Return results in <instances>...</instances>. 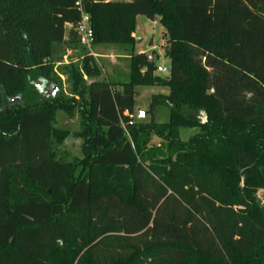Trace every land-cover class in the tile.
<instances>
[{
	"label": "trees",
	"instance_id": "obj_1",
	"mask_svg": "<svg viewBox=\"0 0 264 264\" xmlns=\"http://www.w3.org/2000/svg\"><path fill=\"white\" fill-rule=\"evenodd\" d=\"M77 1L0 0V264H264V0H81L93 47L131 49L120 84L67 68L82 165L113 171L100 192L52 152L63 107L40 101L65 37L79 46ZM139 16L168 35L165 78L133 53ZM135 87L168 89L149 110L167 123L132 121Z\"/></svg>",
	"mask_w": 264,
	"mask_h": 264
},
{
	"label": "rangeland",
	"instance_id": "obj_2",
	"mask_svg": "<svg viewBox=\"0 0 264 264\" xmlns=\"http://www.w3.org/2000/svg\"><path fill=\"white\" fill-rule=\"evenodd\" d=\"M135 44L133 46L134 54H149L156 61V65L169 68V60L165 57L168 49V35L164 28L160 25L159 20H149L145 17H137L135 24ZM58 60L51 67L48 82L43 85L40 101L51 98L53 104L62 106V109L55 110L52 119L51 147L52 152L58 159L69 163L75 169L74 175L90 178L96 184L98 192L103 191L101 180L112 176L113 171L103 168L90 169L84 164L86 155L83 152L85 145V137L83 136V118L81 110L77 106L78 97L70 94V85L67 81V68L76 67L82 74L84 86H88L95 80L100 82H108L112 84H120L129 78L130 65L129 57L131 49L129 47H120L112 45L94 46L91 49L80 48L75 42L70 48L57 50ZM66 56V58H64ZM57 63L59 65H57ZM84 65L89 69H93L98 73L96 77L86 76ZM160 78L167 77V74H156ZM40 87V82H35ZM55 88L53 97L50 96L51 90ZM134 112L132 121L136 124H165L169 120V109L166 106H158L155 111L150 114V104L153 95L166 96L169 91L165 87H135L134 89ZM22 100L19 96H12L7 106L18 108L22 106ZM68 108L66 110L65 108ZM140 113H144V118H139ZM200 120H204V116L200 115ZM198 131L193 129H180L178 131V140L181 143H187L189 139ZM127 138L130 139L129 134ZM159 145V140L150 139V144ZM258 203L264 207V189L259 190L256 194Z\"/></svg>",
	"mask_w": 264,
	"mask_h": 264
},
{
	"label": "built area",
	"instance_id": "obj_3",
	"mask_svg": "<svg viewBox=\"0 0 264 264\" xmlns=\"http://www.w3.org/2000/svg\"><path fill=\"white\" fill-rule=\"evenodd\" d=\"M75 6L80 12V19L74 25V32L76 34V38L79 46L89 50L93 47V43H94V36L90 25V19L89 16L82 11L81 0H78L75 3ZM146 55H147L146 57L147 62L155 64L154 73L167 74V76L169 75V68L166 69L164 67L157 66L155 63L156 59L152 55L149 54Z\"/></svg>",
	"mask_w": 264,
	"mask_h": 264
},
{
	"label": "crops",
	"instance_id": "obj_4",
	"mask_svg": "<svg viewBox=\"0 0 264 264\" xmlns=\"http://www.w3.org/2000/svg\"><path fill=\"white\" fill-rule=\"evenodd\" d=\"M105 1H110V2H112V1H123V2H130L131 0H105ZM136 21H137V18H136ZM135 24H136V22H135ZM66 32H68V31H70V29L72 28L70 25H67L66 27ZM133 38H134V41L136 40V37H135V34H133ZM68 37H65V40H64V44H62L61 46H62V48L63 49H65V48H67L66 46V42H68ZM64 58H66V56H64ZM57 65H59L58 63H57Z\"/></svg>",
	"mask_w": 264,
	"mask_h": 264
},
{
	"label": "water",
	"instance_id": "obj_5",
	"mask_svg": "<svg viewBox=\"0 0 264 264\" xmlns=\"http://www.w3.org/2000/svg\"><path fill=\"white\" fill-rule=\"evenodd\" d=\"M54 90H55V88H53V89L51 90V94H50L51 97H53ZM139 118H144V113H140Z\"/></svg>",
	"mask_w": 264,
	"mask_h": 264
}]
</instances>
